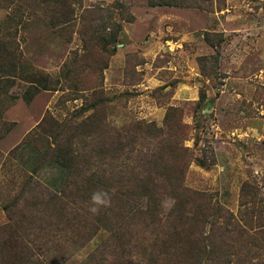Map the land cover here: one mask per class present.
I'll return each mask as SVG.
<instances>
[{
	"label": "rangeland",
	"instance_id": "1",
	"mask_svg": "<svg viewBox=\"0 0 264 264\" xmlns=\"http://www.w3.org/2000/svg\"><path fill=\"white\" fill-rule=\"evenodd\" d=\"M222 1L218 6L215 1L212 6L207 4V10L151 8L147 0H77L76 5L77 18L83 9L119 12V3L134 17L131 23L123 22L113 55L108 54L112 47L104 53L95 47L88 50L90 55L94 54L91 59L98 58L107 64L99 87L107 103L109 124L119 128L124 123L143 121L162 128L169 106L181 108L198 101L199 93L205 95L194 113L190 111L192 105L184 109L183 123L190 128L184 146L193 150L196 161L187 171L185 186L206 194L211 204L220 207L212 226L217 222L221 233L223 226L227 230L232 228L233 219L244 225L249 220L253 228L257 217L264 220V0ZM17 2L21 10L10 14L11 21L7 15L10 12L0 8V23H3L0 37L4 35L0 40V75H18L34 69L48 73L51 85L58 88L41 89L27 102L22 98L28 88L24 83L0 80V93L7 89L16 100L7 101L1 115V121L9 126L0 138V228L10 224V211L14 209L11 207L17 200L19 210L14 211V221L30 220L33 209L20 196L28 180L33 179L54 192L61 189V170L48 160L51 157L46 156L41 165L37 162L40 151L32 142L44 135L42 130L35 132V128L44 119L47 120L44 126L60 125L62 129L57 130L61 135L70 136V127L88 114L80 112L90 95L68 89L61 74L65 64L73 68L74 63L78 65L87 55L77 30L81 25L51 27L39 2ZM82 33L84 38L91 35L88 28L82 29ZM205 37L214 44L220 40V46L210 47ZM213 58H216L214 73L218 77L213 73L209 81L201 71L214 63ZM200 59L209 60L203 63ZM156 65L163 69L155 68ZM231 133L239 135L241 142L227 139ZM241 133H246L245 137ZM216 141L232 149L230 156L226 154L229 159L214 158ZM39 146L46 148L45 142ZM201 161L205 166H201ZM244 184L251 187L242 196ZM251 207L257 209L258 215L247 214ZM48 223L56 226L59 222L51 218ZM210 229L211 225L205 227V236L210 234ZM45 232L50 233L41 228L39 237ZM227 234L238 236L239 232ZM105 239L107 234L99 231L84 248L65 255L66 259L63 256L55 259L54 252L49 264H83ZM54 240L44 248H51ZM248 248L250 254L244 253L245 261L241 264H264V247L257 250L258 247L249 245ZM38 249L36 244H31L29 253L46 262ZM226 259L222 256L217 264ZM233 263L238 261L232 258L229 264Z\"/></svg>",
	"mask_w": 264,
	"mask_h": 264
},
{
	"label": "trees",
	"instance_id": "2",
	"mask_svg": "<svg viewBox=\"0 0 264 264\" xmlns=\"http://www.w3.org/2000/svg\"><path fill=\"white\" fill-rule=\"evenodd\" d=\"M36 1L43 6L44 19L51 27L81 25L77 30L87 55L78 65L74 63L73 68L65 64L62 68L65 71L61 74L68 89L79 94L89 93L90 100L87 98L80 112L81 115L88 114L80 123L70 127L71 135L66 138L58 131L62 129L60 125L46 127L47 120L43 119L36 126L35 132L42 130L44 135L41 140L31 141L40 151L37 162L41 165L45 163V157L50 156L48 160L61 170L62 187L54 192L41 187L33 179L24 184L21 200L33 212L30 220L14 221L19 201L12 205L13 211L6 208L11 212L12 220L0 228V264H49L48 259L54 252L57 253L55 259L61 256L66 259L65 255L84 248L102 230L107 234V240L83 264H217L222 256L227 259L221 264H229L232 258L241 264L245 261L244 253L250 254L249 245L261 250L264 247L263 218L257 217L254 228L249 220L244 225L233 219L232 228L227 230L223 226L221 233L217 222L212 226L213 220L218 219L220 207L211 204L206 194L193 192L185 186L187 171L196 161L193 150L184 146L190 129L183 123L184 109L192 105L190 111L194 113L205 95L199 93L198 101L181 108L169 106L162 128L143 121L124 123L119 128L109 124L107 103L99 87L107 64L98 58L91 59L94 54L90 55L88 50L95 47L104 53L112 47L108 54H114L123 22L134 20L126 6L119 3V12L83 9L77 18V0ZM147 1L151 8L198 10H207V4L212 6L214 1L217 6L223 3L222 0ZM0 8L10 12L7 14L10 21V14L21 10L17 0H0ZM84 28L91 31L89 37L82 36ZM3 38L4 35L0 40ZM205 41L212 48L220 46V40L214 44L205 37ZM213 59L214 63L201 71L209 81L217 71L216 58ZM207 60L200 59L203 63ZM155 68L163 69L160 65ZM2 79L24 83L28 88L22 98L27 102L41 89L55 91L58 88L56 84L51 85L48 73L34 69L18 75H0ZM161 88L165 89L164 86ZM7 106L5 98L0 95V138L9 126L1 121ZM49 138L53 143H49ZM31 142L26 141L27 144ZM41 142H45V149L39 146ZM201 166L205 164L202 162ZM249 187V184L243 185L242 196ZM98 191L108 193L111 203L93 214L89 211L91 197ZM166 204L171 207L165 209ZM256 210L251 207L247 214L258 215ZM51 218L59 223L56 226L48 223ZM207 225H211V229L205 236ZM41 228L50 233L45 232L39 237ZM224 230L238 231L239 235L229 236ZM53 240L55 243L51 248H44ZM31 244L40 248L38 254L46 262L29 253Z\"/></svg>",
	"mask_w": 264,
	"mask_h": 264
},
{
	"label": "clouds",
	"instance_id": "3",
	"mask_svg": "<svg viewBox=\"0 0 264 264\" xmlns=\"http://www.w3.org/2000/svg\"><path fill=\"white\" fill-rule=\"evenodd\" d=\"M111 199L106 192H95L91 197L92 206L89 208V211L93 214H96L100 211L101 207L110 206ZM171 207V204H166L165 209Z\"/></svg>",
	"mask_w": 264,
	"mask_h": 264
},
{
	"label": "crops",
	"instance_id": "4",
	"mask_svg": "<svg viewBox=\"0 0 264 264\" xmlns=\"http://www.w3.org/2000/svg\"><path fill=\"white\" fill-rule=\"evenodd\" d=\"M0 94L5 98L6 102L7 101L10 102V101H14L15 100V99H13L11 97V94H10L9 90H7V89H5L4 91H2ZM230 149L231 148L228 147V145H226V143H222V142L216 141L215 144H214V155H215L214 158L216 157V158H219V159H222V160L229 159L226 154H229V156H230V153L229 152L232 150V149L231 150Z\"/></svg>",
	"mask_w": 264,
	"mask_h": 264
},
{
	"label": "built area",
	"instance_id": "5",
	"mask_svg": "<svg viewBox=\"0 0 264 264\" xmlns=\"http://www.w3.org/2000/svg\"><path fill=\"white\" fill-rule=\"evenodd\" d=\"M242 136L245 137L246 133H241ZM227 139H229L230 141L232 142H241V137H239V135H237L236 133H231V134H228L226 136ZM243 140V139H242Z\"/></svg>",
	"mask_w": 264,
	"mask_h": 264
}]
</instances>
